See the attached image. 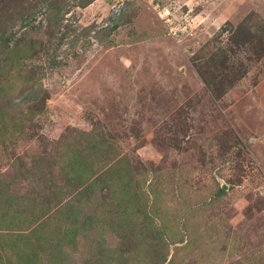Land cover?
<instances>
[{
	"label": "rangeland",
	"instance_id": "1",
	"mask_svg": "<svg viewBox=\"0 0 264 264\" xmlns=\"http://www.w3.org/2000/svg\"><path fill=\"white\" fill-rule=\"evenodd\" d=\"M0 112V264H264V0H0Z\"/></svg>",
	"mask_w": 264,
	"mask_h": 264
},
{
	"label": "trees",
	"instance_id": "2",
	"mask_svg": "<svg viewBox=\"0 0 264 264\" xmlns=\"http://www.w3.org/2000/svg\"><path fill=\"white\" fill-rule=\"evenodd\" d=\"M81 4H82V3H81ZM48 15H49V14H48ZM26 95H27V93H26ZM29 97L32 98V97H34V95L31 96V94H30L29 96H24L23 99H27V98H29ZM21 101H24V100H21ZM11 106H12L11 104H7V109H9ZM1 113H2V112H0V114H1ZM0 119H1V116H0ZM122 187L124 188V190L122 191V193L127 195L128 192H126L125 184H123ZM72 229H75V228H72ZM74 232H75V231H73L72 233H74ZM126 252H127V250L125 249V250H124V253H126Z\"/></svg>",
	"mask_w": 264,
	"mask_h": 264
}]
</instances>
